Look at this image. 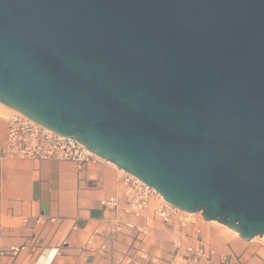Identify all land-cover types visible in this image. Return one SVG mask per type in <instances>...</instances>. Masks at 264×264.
<instances>
[{
  "label": "water",
  "instance_id": "obj_1",
  "mask_svg": "<svg viewBox=\"0 0 264 264\" xmlns=\"http://www.w3.org/2000/svg\"><path fill=\"white\" fill-rule=\"evenodd\" d=\"M0 103L264 236V0H0Z\"/></svg>",
  "mask_w": 264,
  "mask_h": 264
},
{
  "label": "crops",
  "instance_id": "obj_2",
  "mask_svg": "<svg viewBox=\"0 0 264 264\" xmlns=\"http://www.w3.org/2000/svg\"><path fill=\"white\" fill-rule=\"evenodd\" d=\"M6 121L0 119V252L21 248L16 256H0V264H33L48 261L60 248L51 264H186L185 249L202 245L216 253L215 264H264V247L244 242L224 229L200 223L179 228L165 225L154 217L152 207L140 218L121 213L122 185L115 166L100 162L81 168L73 162L10 159L3 156ZM117 197V210L100 202ZM42 216L44 222L35 223ZM27 219V222L23 220ZM53 219L54 222L50 220ZM129 222L136 229L117 224ZM97 231L94 248L105 244L103 254L84 251L91 234Z\"/></svg>",
  "mask_w": 264,
  "mask_h": 264
},
{
  "label": "built area",
  "instance_id": "obj_3",
  "mask_svg": "<svg viewBox=\"0 0 264 264\" xmlns=\"http://www.w3.org/2000/svg\"><path fill=\"white\" fill-rule=\"evenodd\" d=\"M4 120L7 125L3 143L4 157L10 159L73 162L78 168H81L86 163L105 162L82 147L71 136H60L48 131L20 114H10L6 116ZM117 172V178L122 185L123 206L121 207V213L123 215L140 218L152 207L154 217L163 224L170 225L175 223L179 228L193 225L196 235L198 236L201 234L200 223H204L205 221L199 214L186 213L167 205L152 188L148 187L137 178L120 169H117ZM100 205L104 208L117 210L120 207V201L117 197H111L101 201ZM23 221L27 222V219ZM50 221L54 222L53 219ZM43 222L42 216H38L35 219L36 224ZM122 226L129 229H136L138 232L144 233L143 229L136 228L129 222L117 224L113 232L120 231ZM97 237L98 232L94 231L88 238L84 247L86 253L96 255L105 252V244H101L98 248L93 247V243ZM20 252L21 248L12 247L8 251L0 252V256L10 255L16 257ZM58 255H60V248L53 250L52 256L48 261L37 260L33 264H51L53 259ZM215 258V251L210 248H205L202 245L187 247L184 253V261L186 264H215ZM226 260V258H221V264H226ZM127 261L128 260H125L122 264H130V262ZM142 264L156 263L147 261Z\"/></svg>",
  "mask_w": 264,
  "mask_h": 264
},
{
  "label": "bare ground",
  "instance_id": "obj_4",
  "mask_svg": "<svg viewBox=\"0 0 264 264\" xmlns=\"http://www.w3.org/2000/svg\"><path fill=\"white\" fill-rule=\"evenodd\" d=\"M7 114L10 115V114H19V113H17L16 111H13L12 109H10L7 106L0 103V119H4L6 116H8ZM209 224H217V225L223 227L224 229H226L227 231L231 232L235 237L239 238L237 232H235L231 229H228L226 226L220 225L217 222H209ZM263 238H264V236H263Z\"/></svg>",
  "mask_w": 264,
  "mask_h": 264
},
{
  "label": "rangeland",
  "instance_id": "obj_5",
  "mask_svg": "<svg viewBox=\"0 0 264 264\" xmlns=\"http://www.w3.org/2000/svg\"><path fill=\"white\" fill-rule=\"evenodd\" d=\"M8 115V114H7ZM206 223V222H205ZM209 226L210 227H213V228H217V229H224L223 227H221V226H219V225H217V224H209ZM224 230H226V229H224ZM227 231V230H226ZM227 232H229V231H227ZM229 233H231V232H229ZM232 234V233H231ZM233 235V234H232ZM234 236V235H233ZM235 237V236H234ZM236 238H238V237H236ZM238 239H240V238H238ZM251 241H253L254 243H258V244H260V245H262L263 247H264V238L263 237H261V238H258V237H256V238H254L253 240H251Z\"/></svg>",
  "mask_w": 264,
  "mask_h": 264
}]
</instances>
